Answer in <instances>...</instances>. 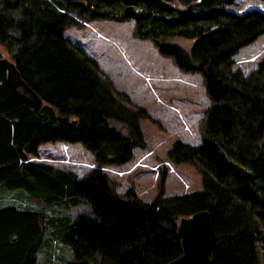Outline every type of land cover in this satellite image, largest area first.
<instances>
[{
  "label": "trees",
  "instance_id": "trees-1",
  "mask_svg": "<svg viewBox=\"0 0 264 264\" xmlns=\"http://www.w3.org/2000/svg\"><path fill=\"white\" fill-rule=\"evenodd\" d=\"M233 3L0 0V47L45 102L40 111L26 105L0 68V264H166L183 252L179 220L204 210L212 264H264V59L249 74L234 69L238 51L264 34V12L228 10ZM84 20H134L137 38L201 74L211 102L203 142L178 140L168 151L201 173V191L164 196L165 174L151 202L134 188L117 191L104 167L146 147L140 121L148 113L128 106L69 43L66 29ZM60 141L81 143L97 167L79 179L31 160ZM84 203L90 214L75 213Z\"/></svg>",
  "mask_w": 264,
  "mask_h": 264
},
{
  "label": "rangeland",
  "instance_id": "rangeland-1",
  "mask_svg": "<svg viewBox=\"0 0 264 264\" xmlns=\"http://www.w3.org/2000/svg\"><path fill=\"white\" fill-rule=\"evenodd\" d=\"M226 8L238 13L250 9L264 12V0H234ZM134 28V20H84L65 31L69 43L95 61L102 76L128 106L143 107L148 113L140 121L146 147L136 148L130 162L105 166L104 170L116 182L119 193L134 188L147 202L162 191L164 174V196L201 191V173L192 165L172 162L168 151L178 140L195 146L203 142L202 126L211 105L203 78L199 73L179 69L172 58L160 54L153 41L137 38ZM176 41L186 48L191 46L190 40ZM0 52L12 60L7 49L0 47ZM262 59L264 34L238 51L234 69L249 74ZM31 160L72 170L79 179L86 178L97 167L94 154L81 143L43 144ZM75 213L88 215L90 209L84 203Z\"/></svg>",
  "mask_w": 264,
  "mask_h": 264
},
{
  "label": "water",
  "instance_id": "water-1",
  "mask_svg": "<svg viewBox=\"0 0 264 264\" xmlns=\"http://www.w3.org/2000/svg\"><path fill=\"white\" fill-rule=\"evenodd\" d=\"M162 1L175 3L178 0ZM0 68L5 70L7 83L21 100L34 110H42L45 105L43 98L22 78L16 63L1 52ZM177 233L183 252L178 258L166 264H212L210 258L212 230L208 211H199L189 217H182L178 222Z\"/></svg>",
  "mask_w": 264,
  "mask_h": 264
}]
</instances>
